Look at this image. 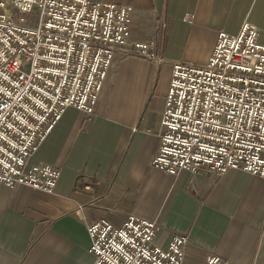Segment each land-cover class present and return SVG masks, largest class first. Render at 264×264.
<instances>
[{
    "label": "crops",
    "instance_id": "1",
    "mask_svg": "<svg viewBox=\"0 0 264 264\" xmlns=\"http://www.w3.org/2000/svg\"><path fill=\"white\" fill-rule=\"evenodd\" d=\"M88 1L130 6V42L148 44L156 59L115 55L93 113L65 108L25 166L58 170L51 193L0 185V264H92L86 226L119 227L128 215L158 226L157 247L184 236L182 264H264L263 179L150 166L170 64H205L217 34L236 35L242 23L264 45V0Z\"/></svg>",
    "mask_w": 264,
    "mask_h": 264
},
{
    "label": "built area",
    "instance_id": "2",
    "mask_svg": "<svg viewBox=\"0 0 264 264\" xmlns=\"http://www.w3.org/2000/svg\"><path fill=\"white\" fill-rule=\"evenodd\" d=\"M131 12L88 0H0L1 186L51 193L58 170L25 166L65 108L93 113L115 55L156 59L148 44L130 42ZM239 30L219 32L205 64H170L153 169L264 180V45L252 25ZM157 231L134 215L119 227L90 223L92 264H182L185 237L173 234L161 248ZM204 264L227 263L207 256Z\"/></svg>",
    "mask_w": 264,
    "mask_h": 264
}]
</instances>
